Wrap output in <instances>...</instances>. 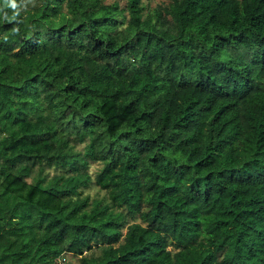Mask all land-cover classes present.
Masks as SVG:
<instances>
[{
    "label": "trees",
    "instance_id": "16d2710c",
    "mask_svg": "<svg viewBox=\"0 0 264 264\" xmlns=\"http://www.w3.org/2000/svg\"><path fill=\"white\" fill-rule=\"evenodd\" d=\"M11 4L0 264H264V0Z\"/></svg>",
    "mask_w": 264,
    "mask_h": 264
},
{
    "label": "rangeland",
    "instance_id": "374dc122",
    "mask_svg": "<svg viewBox=\"0 0 264 264\" xmlns=\"http://www.w3.org/2000/svg\"><path fill=\"white\" fill-rule=\"evenodd\" d=\"M105 2H112L115 0H104ZM122 5H124V3L126 2V0H118ZM144 2L146 3L147 9L152 8L156 5H163V4H167L170 2V0H144ZM98 163L97 162H92L91 164V169L92 171H94L96 168H98ZM85 192H89V194H91L92 196L95 195H103L104 191L100 189V187L96 184H92L91 186H89ZM67 264H78L79 263V258L76 256H72L71 259H67Z\"/></svg>",
    "mask_w": 264,
    "mask_h": 264
},
{
    "label": "built area",
    "instance_id": "2783aa9c",
    "mask_svg": "<svg viewBox=\"0 0 264 264\" xmlns=\"http://www.w3.org/2000/svg\"><path fill=\"white\" fill-rule=\"evenodd\" d=\"M61 258V263L62 264H67L66 262H67V258L65 257V256H62V257H60Z\"/></svg>",
    "mask_w": 264,
    "mask_h": 264
},
{
    "label": "clouds",
    "instance_id": "9594fccd",
    "mask_svg": "<svg viewBox=\"0 0 264 264\" xmlns=\"http://www.w3.org/2000/svg\"><path fill=\"white\" fill-rule=\"evenodd\" d=\"M11 6L14 7V8L16 7V5H15V0H12V4H11Z\"/></svg>",
    "mask_w": 264,
    "mask_h": 264
}]
</instances>
